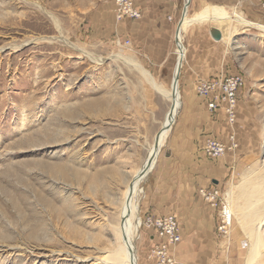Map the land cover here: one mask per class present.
<instances>
[{"label":"rangeland","instance_id":"obj_1","mask_svg":"<svg viewBox=\"0 0 264 264\" xmlns=\"http://www.w3.org/2000/svg\"><path fill=\"white\" fill-rule=\"evenodd\" d=\"M185 3H179V23ZM209 7L226 13L236 8L264 25V0H230L228 6L192 0L188 14L197 17ZM114 10L112 0H0V264H108L122 244L117 228L127 185L172 111L138 68L169 92L180 55L176 26L175 69L163 84L165 70L149 65L135 46H124L123 36L120 45L110 35ZM95 19L99 32L91 25ZM196 27L222 51L229 74L244 76L240 98L248 109L245 161L222 190L227 199L236 187L233 225L225 243L208 251L227 254L225 264H264V31L196 22L181 33L186 49ZM60 36L104 62L95 63ZM44 37L54 40L35 41ZM178 82L184 102L181 76ZM187 88L197 95L193 84ZM148 178L141 185L136 264L141 249L151 253L158 241L150 239L142 210ZM184 239L171 246L176 264H192L183 256L200 250Z\"/></svg>","mask_w":264,"mask_h":264},{"label":"crops","instance_id":"obj_2","mask_svg":"<svg viewBox=\"0 0 264 264\" xmlns=\"http://www.w3.org/2000/svg\"><path fill=\"white\" fill-rule=\"evenodd\" d=\"M213 1L230 5V0ZM180 2L134 0L141 18L122 22L117 20L115 5L113 22L109 26L111 36L130 39L132 46L149 60V65L151 63L158 70L166 71V77L161 79L166 85L169 83V73L175 69L174 41L175 29L179 26ZM95 21H92V26ZM206 32L203 27H196L187 35V61L181 72V81L186 90L184 107L168 147L170 156L165 155L148 178L142 210L146 217L175 215L179 219L182 239L189 237L187 241L200 246L198 252L183 256L184 260H191L192 264H225L227 254L208 251L214 245H223L228 238L219 231V209L207 203L200 196L199 189H219L223 193V186L230 176L244 164L246 154L243 142L247 132L246 120L243 119L248 109L240 98L242 88L239 91L237 122L233 128L223 112H210L206 101L188 90L187 85L193 84L195 87L199 80L218 81L231 75L226 70L228 67H223L222 51L216 50ZM232 136L239 143L238 149L219 158L207 156L204 148L206 138L213 137L230 144ZM148 234L152 241L157 239L151 231ZM172 252L175 256L173 249ZM149 255L148 250L141 249L140 264H154Z\"/></svg>","mask_w":264,"mask_h":264},{"label":"built area","instance_id":"obj_3","mask_svg":"<svg viewBox=\"0 0 264 264\" xmlns=\"http://www.w3.org/2000/svg\"><path fill=\"white\" fill-rule=\"evenodd\" d=\"M116 5V17L119 22L126 19H140L142 14L136 8L134 0H112ZM124 46H132L130 39H123ZM118 43L122 41L118 38ZM245 86V78L240 74H231L218 81L199 80L195 84L197 96L206 101L212 113L223 112L231 127H235L239 106V91ZM205 153L210 158H219L229 151L239 148L235 136L230 144L219 139L208 137L204 143ZM200 196L214 209H219V231L228 236L233 225V211L225 195L219 189H199ZM146 228L154 232L158 238L149 258L154 264H176L171 246L182 241V229L179 219L175 215L163 217H146Z\"/></svg>","mask_w":264,"mask_h":264},{"label":"bare ground","instance_id":"obj_4","mask_svg":"<svg viewBox=\"0 0 264 264\" xmlns=\"http://www.w3.org/2000/svg\"><path fill=\"white\" fill-rule=\"evenodd\" d=\"M191 2L192 0H186L184 17L179 26V29L177 30V44L179 48L180 61L179 64H177L176 66L171 90L168 92L167 90L163 89V86H160L154 80V78L149 77L147 75L146 70L144 68L142 67L138 68V66L140 65L136 64L139 72L148 80V82L152 86H154L161 93L163 97L166 98V100H168L171 103L172 111L161 130L158 141L154 145L149 147L148 156L145 163L135 173L132 180L127 185L125 198L122 201V207L120 211V224L119 227L117 228V230L123 235L122 241H120L122 242V244L119 245V248L117 247L118 249L114 251L109 250L112 252H110L109 257L107 258L106 262L108 264H136L135 242L139 231L138 223H139L140 196L143 193V189L141 188V185L149 177L151 169L157 163V159L161 153V147L163 146L164 143V138H166V136L173 129L172 127L177 118V115L180 112V110L183 108L182 94L179 90L178 81L181 76L182 65H183L182 62L185 60L187 49L184 43L182 42L181 33L185 31L190 25L196 22H212L216 20L220 23L228 22L231 25V27L233 26L234 23H237L239 25L259 28L260 30L264 31V25L248 20L243 14H241L238 10H236V8H234L232 13H226L218 8L209 7L199 16L190 17L188 13H189V5ZM41 9L43 8L41 7ZM50 15L52 18H54L52 14ZM231 27H229V29ZM231 35L232 32L229 31L228 37H231ZM49 39L54 40L53 37L51 38L44 37V38L36 39L35 41L49 40ZM57 39L64 41L75 50L82 52L88 57H91L92 61H94L97 64H102L104 62V60H97L90 53H87L86 51L75 46L74 44H71L69 40L64 37L60 36ZM113 58L116 57L114 56ZM100 107L101 105L99 104L97 105V108L96 109L93 108V110L97 111ZM235 188H236L235 186L234 187L232 186L227 194V202L230 204V207L232 203V192Z\"/></svg>","mask_w":264,"mask_h":264},{"label":"water","instance_id":"obj_5","mask_svg":"<svg viewBox=\"0 0 264 264\" xmlns=\"http://www.w3.org/2000/svg\"><path fill=\"white\" fill-rule=\"evenodd\" d=\"M184 9H185V7H184ZM182 20H183V18L181 19V21H180V23H179V26H180V24H181V22H182ZM179 26H178V29H179ZM218 38V37H217ZM219 39V38H218ZM179 61H180V57L178 58V64H179ZM177 79V78H176ZM175 82V81H174ZM170 149H167L166 150V156H170Z\"/></svg>","mask_w":264,"mask_h":264}]
</instances>
